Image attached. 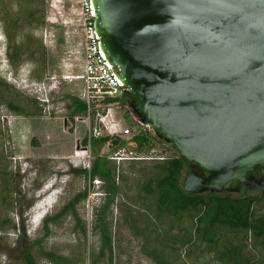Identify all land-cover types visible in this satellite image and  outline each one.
<instances>
[{"label": "rangeland", "instance_id": "374dc122", "mask_svg": "<svg viewBox=\"0 0 264 264\" xmlns=\"http://www.w3.org/2000/svg\"><path fill=\"white\" fill-rule=\"evenodd\" d=\"M9 8L16 10V0ZM44 14L42 27L23 26L16 31L18 42L28 37L42 43L44 64L28 55L11 64L0 45V75L23 97L36 98L42 108L40 114L22 115L0 103V164L8 160L13 186L5 203L0 200V218L9 219V228L0 231V264H22L21 253L32 240L79 264H222L193 234L200 206L159 210L156 195L143 189L146 181L160 176L163 158L174 154L167 143L156 141L145 151L127 149L120 161L106 156L115 192L102 177L78 170L89 169L95 158L90 145L82 142L93 117L69 118L65 107L66 93L82 92V82L73 77L81 72L83 62L78 15L71 0L58 6L46 1ZM34 74L41 78L31 77ZM44 93L47 101L39 99ZM130 114L115 108L123 127L128 126V118L135 119ZM105 148V144L97 146V154L103 155ZM80 192L83 195L74 204L76 217L70 210L59 214ZM258 207L256 215H264V198ZM226 237H220L219 243L241 246L249 264H264L261 237L249 233ZM36 262L55 264L39 255Z\"/></svg>", "mask_w": 264, "mask_h": 264}, {"label": "water", "instance_id": "95a60500", "mask_svg": "<svg viewBox=\"0 0 264 264\" xmlns=\"http://www.w3.org/2000/svg\"><path fill=\"white\" fill-rule=\"evenodd\" d=\"M127 110L186 159L184 189L264 188V0H91Z\"/></svg>", "mask_w": 264, "mask_h": 264}, {"label": "trees", "instance_id": "16d2710c", "mask_svg": "<svg viewBox=\"0 0 264 264\" xmlns=\"http://www.w3.org/2000/svg\"><path fill=\"white\" fill-rule=\"evenodd\" d=\"M2 2L3 17L0 19L6 37L5 55L11 64L16 60L28 55L33 59H37L45 63L44 48L41 42H30L27 37L25 41L18 42L16 40V31L23 26L42 27L45 21V0H16V10L10 11L11 0H0ZM28 41V42H26ZM35 44V45H33ZM38 54V55H37ZM37 55V56H36ZM23 60V59H22ZM31 77L40 79L41 74L32 75ZM65 102L66 114L69 118L74 116H83L87 112V104L85 100L77 94L66 93ZM129 99L124 91L116 98H108L107 102H113L118 108H123L126 113L130 114L126 108ZM0 103L6 106L10 111L22 115H36L41 113V106L36 98L23 97L19 90L12 84L5 81L0 75ZM131 115V114H130ZM93 117V116H91ZM126 125L130 126L132 132L127 135L121 133L103 134L97 137L85 135L83 144L88 143L90 149L95 153L92 166L87 168H78L83 174L89 177L99 176L108 182L111 192H115L116 185L114 182L113 170L109 165L106 156L111 155L119 147L125 146L128 150L145 151L151 149L156 141L165 142L156 135L150 133L147 128L137 122L135 119H127ZM105 144V152L103 155L97 154V146ZM168 145V144H166ZM170 146V145H169ZM171 147V146H170ZM172 156L163 158L159 165L160 176L154 181H146L143 189L156 195L158 209H184L186 207L200 206L201 210L195 215L194 236L201 243H206L208 250L212 251L214 257L222 264H249L244 249L235 244L220 242V237L225 238L228 234L246 235L251 234L254 238H262L264 240V215H256L260 207L259 204L264 198V188L249 189L243 186L238 194L232 193H191L184 189L182 185L183 178L188 170V162L186 159L177 156L173 151ZM1 158V157H0ZM0 164V200L5 203L7 195L12 193L13 186L11 181V170H9V162ZM83 193H77L70 199L61 209L59 214H63L70 210L76 217L74 204ZM47 218V217H46ZM45 218V219H46ZM9 219L7 217L0 218V231L6 230ZM80 224V223H79ZM81 225V224H80ZM85 233L84 226H80ZM104 244L107 242L105 231ZM228 233V234H227ZM227 238V237H226ZM40 240H32L30 245L23 249L20 261L22 264H37L36 256L45 257L55 264H79L77 260L70 256L58 253L53 250L44 249ZM38 245L35 250L34 245ZM101 255V254H100Z\"/></svg>", "mask_w": 264, "mask_h": 264}, {"label": "built area", "instance_id": "2783aa9c", "mask_svg": "<svg viewBox=\"0 0 264 264\" xmlns=\"http://www.w3.org/2000/svg\"><path fill=\"white\" fill-rule=\"evenodd\" d=\"M49 5L58 6L64 3V0H45ZM77 11V21L79 33L81 35V44L83 45V62L80 73L74 75V79L82 82V92L80 98L87 104V112L84 117L93 116V126L89 130L88 137L100 136L103 134L121 133L130 134V126L123 127L120 117H116L115 108H118L113 102L105 103L108 98L118 97L124 90V84L121 79L113 72L109 62L105 58L104 52L100 47L99 35L96 33L94 23V8L91 0H71ZM45 97H39L40 100H48L47 93ZM83 116H75L85 119ZM127 151L125 146L119 147L110 157L120 161L123 159V153ZM131 152V150H129Z\"/></svg>", "mask_w": 264, "mask_h": 264}, {"label": "clouds", "instance_id": "9594fccd", "mask_svg": "<svg viewBox=\"0 0 264 264\" xmlns=\"http://www.w3.org/2000/svg\"><path fill=\"white\" fill-rule=\"evenodd\" d=\"M0 45L4 47V54H5V50H6V37H5L4 31H3V29H2L1 26H0ZM95 182H97V181H95Z\"/></svg>", "mask_w": 264, "mask_h": 264}, {"label": "flooded vegetation", "instance_id": "af4514ba", "mask_svg": "<svg viewBox=\"0 0 264 264\" xmlns=\"http://www.w3.org/2000/svg\"><path fill=\"white\" fill-rule=\"evenodd\" d=\"M130 113V112H129ZM243 186H241V188H242ZM241 190V189H240ZM262 190V189H261Z\"/></svg>", "mask_w": 264, "mask_h": 264}]
</instances>
